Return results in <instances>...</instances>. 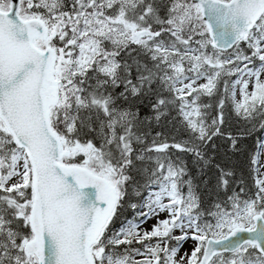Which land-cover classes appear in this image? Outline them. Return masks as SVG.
<instances>
[{"label": "snow or ice", "instance_id": "1", "mask_svg": "<svg viewBox=\"0 0 264 264\" xmlns=\"http://www.w3.org/2000/svg\"><path fill=\"white\" fill-rule=\"evenodd\" d=\"M0 264H264V0H0Z\"/></svg>", "mask_w": 264, "mask_h": 264}]
</instances>
